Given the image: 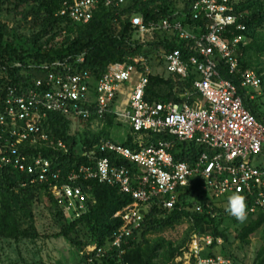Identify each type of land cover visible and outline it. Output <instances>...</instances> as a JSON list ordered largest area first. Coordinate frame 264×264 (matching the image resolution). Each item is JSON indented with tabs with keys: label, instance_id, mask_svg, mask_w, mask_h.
<instances>
[{
	"label": "built area",
	"instance_id": "1",
	"mask_svg": "<svg viewBox=\"0 0 264 264\" xmlns=\"http://www.w3.org/2000/svg\"><path fill=\"white\" fill-rule=\"evenodd\" d=\"M130 1L66 0L61 15L69 16L76 23H88L99 8H121ZM235 13L233 0H199L191 12L197 23L195 27L177 18L159 22H146L140 16L132 18L136 38L143 44L153 40L158 32L192 44L190 50L195 56L187 59L177 50L162 57L169 75L183 81L190 75L196 76L195 94L184 96L191 103L146 101L152 71L143 58L139 60L142 70L134 63L111 65L97 86L91 75L78 73L61 63L55 65V70L45 80H35L27 89L0 81V166L31 176L32 183L58 179L57 173H53L54 164L29 151L49 142L45 123L50 113L64 115L78 123L89 121L93 116L95 122H99L113 113L117 119L121 118L118 120L122 124L129 126L137 148L129 149L104 140L99 150L132 162L144 173L132 174L127 168L114 165L109 158H102L94 167L82 166L68 178L70 183L84 178L118 186L133 198V204L115 216L124 224L114 235L110 248L99 249L95 254L94 259L101 264L107 260L109 252L117 251L119 260L126 255L124 247L128 239L142 227L152 204L172 211L178 203L179 190L190 187L196 179L203 180V190L212 199H224L233 193L242 195L246 219L264 216V125L245 108L237 86L222 78L214 60L218 53L226 60L231 73L239 71L234 53L240 43H245V37L229 41L225 36L227 29L238 22ZM238 29L246 30L243 25ZM83 61L84 58L79 60ZM134 75L138 77L136 85ZM242 78L245 88L258 90L261 86V78L253 71L242 73ZM112 107L115 112L111 111ZM156 135L166 138L146 145L147 139ZM177 143L194 144L207 151L194 163L177 162L172 154ZM59 145L66 149L62 143ZM54 195L64 211L71 213V220L88 210V196L80 187L64 184ZM197 211L203 212L202 207ZM192 243L191 257L195 264H232L231 259L222 256L202 257L203 248L213 245L211 237L195 235ZM93 263L94 260L80 264Z\"/></svg>",
	"mask_w": 264,
	"mask_h": 264
},
{
	"label": "trees",
	"instance_id": "2",
	"mask_svg": "<svg viewBox=\"0 0 264 264\" xmlns=\"http://www.w3.org/2000/svg\"><path fill=\"white\" fill-rule=\"evenodd\" d=\"M197 1L131 0L121 8L101 7L88 23H76L69 16L61 15L66 0H0V19L14 16L17 20L20 17L25 22H31L35 28L27 36L19 33L17 28L11 29L0 22V81L27 89L35 80H45L55 70V65L61 63L69 65L73 71L91 75L97 86L111 65L134 63L142 70L139 60L143 58L152 69L156 65L163 66L162 57L177 50L188 59L196 55L190 50L192 44L176 40L168 34L155 33L154 39L144 44L138 41L132 18L140 16L146 22L177 18L195 27L197 23L191 12ZM233 3L238 22L227 29L225 36L229 41L234 37H245V43H240L234 53L239 71L231 73L226 60L218 53L214 60L219 65L222 78L237 86L245 108L264 125V0H233ZM175 14L178 16L175 17ZM240 25L246 30L240 31ZM81 58H84L82 63L79 62ZM130 59L133 62H129ZM246 71H253L261 78L258 90L242 86V73ZM195 77L190 75L183 81L176 75L162 77L151 74L145 100L150 103H191L184 96L195 94ZM114 110L112 107L111 111ZM95 120L93 116L89 121L81 122L86 128L85 133L92 134V137L79 139L81 135L72 132L73 120L61 114H49L45 123L49 142L29 151L31 155L54 164L53 173H57V180L49 178L46 183H32L31 176L12 167L0 166V244L4 240L19 242L37 239L35 209L45 200L62 221L61 231L56 237L66 239L78 252L84 253L78 264L93 260V264H101L94 259L95 254L99 249L110 248L114 235L124 224L121 218L115 216L131 206L133 198L120 187L98 180L81 178L70 183L69 175L82 166L94 167L102 158H109L114 165L127 168L132 174L140 175L144 171L126 159L100 153L102 141L110 139L105 130L98 132L100 136L90 129ZM116 121L113 113L102 119L109 128ZM102 137H105L104 140ZM164 138L162 135L152 136L147 139L146 145ZM60 143L66 149L60 148ZM118 144L129 149L137 148L132 133L125 142ZM205 151L204 147L194 144L177 143L172 154L177 162L194 163ZM64 184L80 187L88 196L87 212L75 220L68 219L54 195ZM203 187V180L196 179L190 187L179 190L178 203L172 211L152 204L142 227L128 239L124 247L126 255L119 260L117 251L109 252L102 264H170L181 254L183 247H175L163 239L150 242L147 237L184 221L190 223L191 233L213 239L210 257L222 256L236 261L237 258L230 255L225 245L232 242L234 235L239 248L245 249L257 232L264 231V216L244 220L247 223L241 222L225 212L228 197L212 199ZM198 207H202L203 212H198ZM238 225H241L240 229ZM253 264H264V248L258 251Z\"/></svg>",
	"mask_w": 264,
	"mask_h": 264
},
{
	"label": "rangeland",
	"instance_id": "3",
	"mask_svg": "<svg viewBox=\"0 0 264 264\" xmlns=\"http://www.w3.org/2000/svg\"><path fill=\"white\" fill-rule=\"evenodd\" d=\"M17 18L15 20L14 16H5L0 19V22L5 23L11 29L12 27L17 28L18 32L23 35L30 36L35 29L32 23L29 21L25 22L20 17ZM151 71L154 75H160L162 77L170 76L163 66L158 67L156 65ZM134 80V85H136L138 82L137 75H134ZM115 107H118V105ZM118 119L116 124L110 128L105 126L102 121H96L91 124L90 129L100 136L102 135L98 132L105 130L108 139L113 142L123 143L128 139L131 130L129 126L120 124L121 122ZM85 131L86 128L81 122L74 121L72 132L79 133L81 135L79 139L92 137V134L87 135ZM104 138L102 137L103 140ZM257 163L255 161L254 165H257ZM42 201V203L36 205L37 207L35 209L36 217L34 224L39 237L35 240L25 239L19 242L4 240L0 244V264H78L84 253L78 252L76 247L72 246L66 239L56 237L61 231L62 221L57 218L56 211L50 208L48 202L45 200ZM69 214L71 215V213ZM69 214L67 217L71 220ZM254 218L256 219L257 217ZM244 222L247 223L248 221ZM190 227V223L184 221L173 228L150 235L147 237V240L154 242L158 239H163L168 243H173L175 247H183L180 250L181 254L177 255L170 264H195L194 258L191 257V250L193 247V238L196 234L191 233ZM240 228L241 225H238V229ZM225 247H227L230 255L237 258L236 261H232V264H253L258 251L264 248V231L257 232L251 239V244L245 247V249L239 248V242L235 240L234 235L232 236V242L225 245ZM210 253H212V250L207 246L201 252L202 257H209Z\"/></svg>",
	"mask_w": 264,
	"mask_h": 264
},
{
	"label": "clouds",
	"instance_id": "4",
	"mask_svg": "<svg viewBox=\"0 0 264 264\" xmlns=\"http://www.w3.org/2000/svg\"><path fill=\"white\" fill-rule=\"evenodd\" d=\"M225 212L243 222L246 219L245 198L239 193H233L228 197Z\"/></svg>",
	"mask_w": 264,
	"mask_h": 264
},
{
	"label": "crops",
	"instance_id": "5",
	"mask_svg": "<svg viewBox=\"0 0 264 264\" xmlns=\"http://www.w3.org/2000/svg\"><path fill=\"white\" fill-rule=\"evenodd\" d=\"M124 93H126V92H124ZM121 98H123V99H124L125 97H124V96H121Z\"/></svg>",
	"mask_w": 264,
	"mask_h": 264
}]
</instances>
